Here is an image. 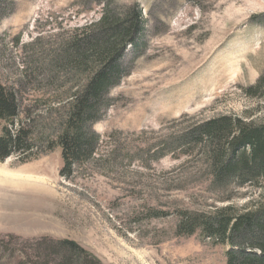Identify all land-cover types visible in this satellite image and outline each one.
Returning <instances> with one entry per match:
<instances>
[{
	"label": "rangeland",
	"instance_id": "obj_1",
	"mask_svg": "<svg viewBox=\"0 0 264 264\" xmlns=\"http://www.w3.org/2000/svg\"><path fill=\"white\" fill-rule=\"evenodd\" d=\"M133 4L144 31L136 49L124 50L129 73L92 125L102 139L95 158L68 179L59 147L0 161V264H57L53 243L64 239L99 264H225L226 245L175 233L178 211L240 206L259 190L236 189L222 202L202 163L167 143L218 115L264 118V98L242 89L264 70V0H0V83H23V107L46 116L45 99L61 82L47 80L43 68L61 42L98 20L105 5ZM161 149L167 154L155 159Z\"/></svg>",
	"mask_w": 264,
	"mask_h": 264
},
{
	"label": "trees",
	"instance_id": "obj_2",
	"mask_svg": "<svg viewBox=\"0 0 264 264\" xmlns=\"http://www.w3.org/2000/svg\"><path fill=\"white\" fill-rule=\"evenodd\" d=\"M144 26L138 4L122 9L105 5L98 20L63 40L43 68L47 80L61 82L52 100L44 95L46 116L36 118L33 109L23 107V83L18 88L0 83V161L12 156L27 161L59 147L60 175L68 179L77 165L93 160L102 139L92 125L110 106V89L129 73L121 57L128 45L138 47L135 39ZM242 89L248 97L264 98V70L255 84ZM253 116L247 111L243 116L218 115L171 135L167 143L173 153L202 163L207 187L225 193L222 202L233 200L236 189L259 190L256 199L240 206L178 211L175 233H199L226 245L225 264H264V118ZM165 149L153 151L154 158L167 154ZM53 245V252L59 251L57 264H99L74 241Z\"/></svg>",
	"mask_w": 264,
	"mask_h": 264
},
{
	"label": "bare ground",
	"instance_id": "obj_3",
	"mask_svg": "<svg viewBox=\"0 0 264 264\" xmlns=\"http://www.w3.org/2000/svg\"><path fill=\"white\" fill-rule=\"evenodd\" d=\"M6 179V178H5ZM11 178H9L8 180H10ZM7 180V181H8ZM12 181V180H11ZM17 180H14V182H16ZM25 181V180H24ZM29 182H31L32 181V179H31V177H30V180H28ZM4 182V181H3ZM21 182V181H20ZM23 182V181H22ZM11 183V182H10ZM19 183V182H18ZM16 184H17V182H16ZM19 184H21V183H19ZM28 184V183H27ZM27 186V185H26ZM19 187H20V185H19Z\"/></svg>",
	"mask_w": 264,
	"mask_h": 264
}]
</instances>
